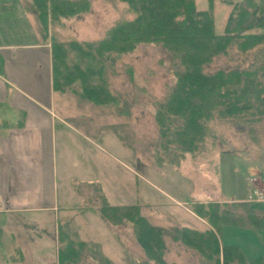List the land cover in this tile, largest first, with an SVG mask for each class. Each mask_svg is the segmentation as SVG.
<instances>
[{
  "label": "rangeland",
  "instance_id": "374dc122",
  "mask_svg": "<svg viewBox=\"0 0 264 264\" xmlns=\"http://www.w3.org/2000/svg\"><path fill=\"white\" fill-rule=\"evenodd\" d=\"M11 1L0 0V3ZM16 1L21 6L31 3L30 0ZM89 1L87 11L50 21L47 32L49 30L52 37L62 41L97 40L117 21L135 16L129 5L121 0ZM237 1L241 0H213L217 34L224 33L231 3ZM195 2L200 10L210 8L209 0ZM22 12L15 11L14 15H22ZM18 22L21 29L10 28L15 33L13 37L28 38V30L23 28L27 26L26 19ZM253 52L241 54L234 49L228 55L215 57L206 71L245 67L254 58ZM105 78L111 93L118 97L113 105H99L84 99L79 95V84L74 85V91L67 88L65 92L56 93L57 103L65 99L59 112L71 119L69 125L75 132L68 136L67 143L58 137L59 212L8 216L9 226L15 225L11 226L13 230H29H24L29 235V243L31 237L40 233L38 224L32 221L40 218L43 224L41 245L36 250L24 252L23 258L14 264H60L58 249L63 244L58 238V227L67 230L75 239L88 240H84L87 246L76 264H100V258L94 253L107 255L114 264H159L148 258L135 237L131 222L114 225L101 219L99 209L105 197L112 205H140L149 222L166 231L163 236L165 264H204L207 260L198 250L182 240H175L173 234L179 231L177 229L190 228L184 226L186 224L211 226L207 219L196 214L195 203L220 202L234 211L236 207L232 204L235 203L229 202L230 199L244 198L250 183L261 186L259 180L264 182V122L250 125L213 119L208 124L209 132L203 145L195 153L179 151L180 163H171L174 149L165 152L162 148L155 119L157 103L168 94L176 79L169 53L159 44L142 43L132 52L113 55L106 65ZM65 148L69 155L63 158ZM69 174L83 178L68 180L71 199L65 202L66 193L60 179ZM252 204L261 207L264 213V202ZM234 212L243 213L241 208ZM98 218L95 225L94 220ZM8 222L6 227H9ZM16 222L19 224H12ZM239 223L229 226L223 237L219 235L218 238L222 237L225 244L238 245L246 262H250L264 254V227H245L241 221ZM84 227L87 234L79 230ZM91 232H95V236L92 237ZM14 247L10 242L5 245L0 236V264H11L14 262L12 256L20 257ZM9 253L11 258H7Z\"/></svg>",
  "mask_w": 264,
  "mask_h": 264
},
{
  "label": "trees",
  "instance_id": "16d2710c",
  "mask_svg": "<svg viewBox=\"0 0 264 264\" xmlns=\"http://www.w3.org/2000/svg\"><path fill=\"white\" fill-rule=\"evenodd\" d=\"M135 13L132 19L117 21L97 40L62 41L53 36L52 69L54 89L74 91L99 105H113L118 97L111 93L105 78L106 65L113 55L134 51L142 43L161 45L170 55L176 77L168 94L157 103L155 119L159 126L162 148L174 149L171 163H180L178 152L195 153L206 140L209 122L216 118L250 125L264 122V0H241L231 3L225 31L215 32L210 8L200 10L195 0H121ZM42 27L50 21L71 18L89 9V0H32ZM7 6L0 5V9ZM241 54L254 51V58L245 67L206 71L215 57L233 50ZM76 91V90H75ZM234 212L220 202H198L195 212L207 219L212 229H177L175 240L198 250L207 260L204 264L246 262L240 247L225 244V226L263 228L264 213L250 202L234 201ZM227 205V204H226ZM99 214L114 225L131 222L137 241L147 256L165 264L162 227L153 225L142 214L140 205H111L104 198ZM240 216V217H239ZM248 220V221H247ZM248 223L245 225V223ZM62 247L58 249L60 264H76L87 242L75 239L58 227ZM100 264H114L107 256L94 253ZM212 262V263H211ZM247 264H264V254Z\"/></svg>",
  "mask_w": 264,
  "mask_h": 264
},
{
  "label": "crops",
  "instance_id": "0c3cea01",
  "mask_svg": "<svg viewBox=\"0 0 264 264\" xmlns=\"http://www.w3.org/2000/svg\"><path fill=\"white\" fill-rule=\"evenodd\" d=\"M30 1L28 6H21L16 0L0 3L7 6L0 9V236L5 245L9 242L15 245V251L20 255L19 258L17 255L11 258L9 253L7 258L14 260L11 264L23 258L24 252L36 250L44 240V232L41 219L33 220L32 222L38 224L40 233L31 237L29 243L27 238L29 235L24 232L29 230L21 227L13 230L11 226L15 225L9 226L8 216L14 218L17 213H41L40 211L59 212L58 137L61 136L67 143L68 136L75 133L69 125L71 119L59 112L65 104V99L56 102L58 91L53 85L51 44L53 37L49 30L47 32L42 27L35 6L32 0ZM18 10L23 11L22 15H14ZM24 18L27 26L24 25L23 28L28 30L30 36L15 39L13 37L15 33L11 32L10 28H20L18 21ZM18 35L19 33L16 37ZM61 126L65 129H60ZM63 155V158L69 155L67 148L63 150ZM72 177L83 178L69 174L60 179L66 193L65 202L71 199L67 189L68 180H72ZM259 183L264 187L261 179ZM250 188L244 198H233L229 202L245 200ZM200 220L203 221L202 218ZM6 221L9 227H6ZM94 221L96 225L99 218ZM190 221L192 222V218ZM184 226L201 231L211 228L201 223L200 227L187 224ZM85 227L79 230L87 234ZM228 227L223 228L222 237ZM93 234L95 232H91V236Z\"/></svg>",
  "mask_w": 264,
  "mask_h": 264
},
{
  "label": "built area",
  "instance_id": "2783aa9c",
  "mask_svg": "<svg viewBox=\"0 0 264 264\" xmlns=\"http://www.w3.org/2000/svg\"><path fill=\"white\" fill-rule=\"evenodd\" d=\"M251 180V179H250ZM264 198V189L261 187L254 186L251 194L249 195L250 200H262Z\"/></svg>",
  "mask_w": 264,
  "mask_h": 264
}]
</instances>
